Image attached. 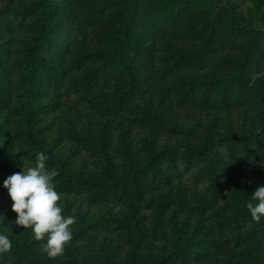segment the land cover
<instances>
[{
	"label": "trees",
	"instance_id": "16d2710c",
	"mask_svg": "<svg viewBox=\"0 0 264 264\" xmlns=\"http://www.w3.org/2000/svg\"><path fill=\"white\" fill-rule=\"evenodd\" d=\"M16 1L10 16L0 8V231L12 241L0 264H264V217L254 220L246 206L264 184V155H243V142L245 165L227 164L215 148L228 141L234 150L254 132L248 116L222 117L215 102L238 84L239 96H259L256 106L264 114V75L244 54L231 71L215 63L200 72L209 44H189L181 57L155 64L166 72L167 63H181L174 85L186 94L205 93L210 104L182 105L173 82L157 79L144 59L127 53L133 33H117L130 21L151 14L173 19L195 5L212 15L216 0H9ZM253 1L252 19L241 26L243 35L253 30L246 48L258 56L264 0ZM97 15L107 18L97 23ZM77 29L116 39L94 42L77 37ZM172 35L162 42L177 47L179 37L172 41ZM206 35L214 39L209 29ZM116 64L128 82L109 80L105 66ZM63 93L65 105L58 97ZM39 152L58 173L53 181L62 214L74 217L72 239L55 258L41 251L44 241L30 228L15 223L3 186L9 175L34 166ZM180 161L201 185L186 180Z\"/></svg>",
	"mask_w": 264,
	"mask_h": 264
},
{
	"label": "rangeland",
	"instance_id": "374dc122",
	"mask_svg": "<svg viewBox=\"0 0 264 264\" xmlns=\"http://www.w3.org/2000/svg\"><path fill=\"white\" fill-rule=\"evenodd\" d=\"M14 5H18L17 1L15 3L9 2V0H0V8H2L8 15L15 10ZM255 3L253 0H216L214 10L212 15H206L199 13L198 6H191L190 9L183 13L179 14L173 19H169L167 15L159 16L157 18H162L166 21L165 25L158 24L157 18H153L151 15L144 16L142 21L138 23L137 20L130 21V24L127 28L118 31L119 35H125V31H129V33H133L131 41L126 42V46L124 47L127 53L132 56L136 62H141V60L146 61V65L149 68V72L156 75V78L162 80L164 83L167 82L172 84L173 94L175 100H180L181 104L184 105L190 103L199 102L205 106H210L209 102H206V95H202L201 92H193V93H184L183 90L177 88L174 82H177L179 75V67H182L181 63L176 65H169L167 63L166 72H157V68L155 67L156 63H159L161 66L164 63L165 56L175 55L177 57H181L185 46L189 44L192 47H195L197 44L206 45L209 44L204 56L207 60L202 62V66L198 68L200 72H207L210 70V66L218 63V66H223L226 71H231V68L236 67L239 64L237 58L244 54V57L248 58V63L252 64L253 68L257 71L256 74L264 75V33L257 35L256 45L259 47L260 52L258 56L255 52L250 49H247L246 39L253 38L254 33L252 29L247 30V34L243 35V32L246 31L241 25L243 23L249 25V21L252 19V12L254 9ZM92 14V13H91ZM105 14V10H104ZM198 14V15H197ZM82 16V14H81ZM104 20H106L107 16H103ZM149 16H151V19ZM199 16V17H198ZM178 22V18H180ZM97 18L100 20L97 23H102L104 21L97 15ZM177 22L178 28H176L175 32V24ZM89 28V25L86 24ZM239 34L236 36V32ZM206 29L210 30V35L214 37V39H210L209 41L204 40V36L206 37ZM80 29H77V37H89L94 42H100L104 44H113L115 41V37L105 34H90L82 36L79 32ZM166 33H172V37L170 40L176 41L177 37H179L180 44L176 47L173 44L163 43L162 39L168 38ZM253 33V35H252ZM243 35V37H242ZM65 36V35H64ZM71 37L74 34L70 35ZM222 40L224 43L218 41ZM249 40V39H248ZM87 41H90L87 39ZM139 43L145 44L146 49L143 50L139 46ZM194 43V44H193ZM46 53L56 54L57 49L50 50L49 48L44 49ZM247 50L249 53H247ZM56 51V52H55ZM247 53V54H246ZM225 56V61L221 60L220 57ZM243 57V56H242ZM174 60V59H173ZM118 65V64H116ZM106 65L105 73L107 74L110 81L121 80L128 82L129 77L127 75L126 70L124 71L120 65ZM14 72L12 73V75ZM258 77V76H257ZM264 77V76H263ZM256 77L254 76L251 81H248L249 85H252L253 82L256 81ZM235 87V88H234ZM231 85V88L228 89L230 95L226 94L225 100L215 102L216 106H219L218 110L220 111L221 116L225 115L226 117H230L233 119H238L239 116H248L246 120L249 119L248 122V130H254L248 138H245L243 141L239 140L237 143H234V150L231 148V143L228 141L215 143L216 152L225 157V163L232 164L238 163L241 165H245L243 158L241 157V148H243V142L248 145L247 149H243L242 154L248 155L252 157V159H257L259 156L264 155L262 153L257 152V150H262L264 152V128H260V122L262 123V118H264V114L261 113L262 109H257L256 104H258V97L252 96H239L238 88L239 85ZM205 91V89H203ZM58 95V97H62V105H65L68 101L67 97L64 95ZM176 100V101H177ZM178 102V101H177ZM220 102V103H219ZM219 104V105H218ZM233 150V151H232ZM218 154V157L220 155ZM234 154V156H233ZM180 170L185 173L186 180H188L191 184L201 185V181H194V172L192 167L186 168L183 163L180 161ZM244 170V169H243ZM251 170V166L246 171ZM225 175V179H226ZM83 195V194H82ZM95 204V203H93ZM95 205H92L94 207Z\"/></svg>",
	"mask_w": 264,
	"mask_h": 264
},
{
	"label": "clouds",
	"instance_id": "9594fccd",
	"mask_svg": "<svg viewBox=\"0 0 264 264\" xmlns=\"http://www.w3.org/2000/svg\"><path fill=\"white\" fill-rule=\"evenodd\" d=\"M47 160L44 152L37 153L34 166L23 167V171L9 175L3 181V186L13 201L12 210L17 213L15 223L30 228L35 240L44 241L41 251L49 258H55L64 252L72 239L70 226L74 223V217L62 214L58 203L61 196L53 181L58 173L48 169ZM246 206L254 220L259 221L264 217V184L252 192ZM11 247L9 235L0 231V254L9 252Z\"/></svg>",
	"mask_w": 264,
	"mask_h": 264
}]
</instances>
